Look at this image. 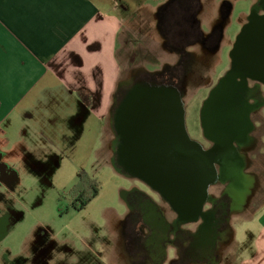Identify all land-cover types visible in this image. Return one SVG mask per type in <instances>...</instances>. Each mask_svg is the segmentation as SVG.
<instances>
[{
    "label": "rangeland",
    "instance_id": "1",
    "mask_svg": "<svg viewBox=\"0 0 264 264\" xmlns=\"http://www.w3.org/2000/svg\"><path fill=\"white\" fill-rule=\"evenodd\" d=\"M228 1L232 5V12L226 40L233 42L241 30V24L246 21V14L257 0ZM139 3L154 4V1L140 0ZM260 12L261 10L257 11ZM146 13L144 11L142 15L147 16ZM140 19V14L128 19L126 27L120 34L121 38L118 37L116 50L121 67L120 79L125 78L136 67L145 65L151 52L158 53L155 54L158 57L162 55L160 50L154 49L157 36L151 33L152 31H148L144 36L147 54L144 56L140 54L141 38L138 35ZM149 36L155 39L151 40ZM229 45H225L222 49L221 63L217 68L218 76L225 74L231 66ZM132 73L134 74L135 71ZM212 73L213 69H211ZM213 78L217 82L219 77ZM254 84L253 80L249 82V86ZM56 85H58L57 81ZM151 87L139 82L133 84L131 93H157L148 90ZM197 89H199L198 84H188L181 100L186 131L190 139L199 141L203 135L201 109L210 90L203 89L196 93ZM58 90V88L54 89L55 92H59ZM257 90V94L264 99V85H260ZM55 95L54 103L49 106L42 104L41 110L44 111L47 107L43 115L44 120L40 115L32 118L22 115L18 120L19 125L15 126L17 129H14L17 140L24 141L26 146H21L18 153H12L4 160L16 173L15 178L7 183L10 191L5 201L19 213V219L0 241V264H3L5 252H9L12 257L29 255L27 243L37 235L46 241L48 251H51V257H48L44 264H65L67 258L76 254L84 255L85 258L91 257L87 264H99V262L111 264L115 259L114 254L120 252L117 240L112 239V234L115 232L114 235H118L120 220L125 219L129 213L124 193L131 191L132 188H138L157 202L159 198L151 193L142 181L126 177L113 165V152L110 146L113 130L110 125V115L107 119L106 116L89 113L88 110L81 112L83 110L81 93L79 99L76 93L71 96L59 95V93ZM146 101L147 99L143 98L140 100L141 103H149ZM166 105L163 102L156 107L166 108ZM76 113L78 114L75 117ZM83 113H86V118L81 122L80 115ZM249 120L252 124L248 132L250 141L248 146L241 148L239 152L245 162V171L255 175V184L252 186L250 196L251 209L242 210L246 207L242 205L245 193H238L236 205L242 207V211L239 208L229 217V224L236 231L239 239H243L242 229L246 223L245 218L251 214L253 208L264 202V103L251 110ZM158 127L162 129L159 128L157 131L156 148L155 143L150 140V145L141 148V156H139L141 159L156 160L161 175L173 178L176 174L175 176L182 181H186L190 174L194 173V169H189V164L197 165V163L195 160L189 161L190 159L183 155L181 137L170 135L169 123L164 121ZM5 148L11 149L12 144ZM126 152L130 161L133 158L139 159L135 153ZM152 154L156 155V159L151 157ZM237 160L239 159L237 158L236 162ZM217 162L222 174L229 173L227 169L229 161L225 156L219 157ZM204 172L197 176L199 181L205 177ZM81 173L96 179L99 190L83 208L74 210L70 206L69 192ZM224 190V185L218 182L207 188V195L217 198L224 193ZM233 190L231 184L226 189L230 195H233ZM180 194L183 196L188 193L182 191ZM207 230L208 237L203 245L209 249L213 244L214 232L209 227ZM104 245L106 246L103 247ZM104 248L107 251H103ZM225 248L224 252L228 254L229 247Z\"/></svg>",
    "mask_w": 264,
    "mask_h": 264
},
{
    "label": "flooded vegetation",
    "instance_id": "2",
    "mask_svg": "<svg viewBox=\"0 0 264 264\" xmlns=\"http://www.w3.org/2000/svg\"><path fill=\"white\" fill-rule=\"evenodd\" d=\"M152 5L154 9L146 13L147 16L142 15L143 11L139 12L141 17L140 30L138 31L141 38L139 42L140 54L142 56L147 54L144 36L148 31H152L151 33H155L157 36L154 49L155 51L160 50L162 55L158 57L155 55L158 53L151 52L145 65L136 67L125 78L120 79L109 109L110 125L113 130L110 146L115 168L126 177L142 181L151 193L158 196L159 202L138 188H132L131 191L125 192L129 213L125 219L120 220L119 233L115 236V240L120 248V256L123 258L121 261L129 260L131 264L212 262L218 257V250L229 234L230 215L240 208L236 205L238 193H245L242 204L250 203L251 187L255 184V175L250 171H245L244 160L239 152L241 148H245V145L233 142L240 157H238V161L242 163L239 183L229 173L222 174L219 163L214 161L212 166L215 177L206 187L202 188L200 185L202 181H199V185L188 191V194L182 196L181 192L177 191L176 195L172 193V198H170L164 190L155 186L142 175L133 172L131 165L128 166L126 163L129 158H127L126 152V140L122 134V129L125 127H121L122 124L117 122V116L120 115L118 111L126 109L130 102L143 98L142 94L131 93L133 84L139 82L150 87H171L181 95L185 93L188 84H198L199 89L196 93L203 89L211 91L217 83L213 77H219V80L223 76L217 75V68L222 59V49L225 45L230 44L231 57L239 33L233 42L226 40L232 12V5L228 0H155ZM258 10H261L258 14H264V0H257L252 4L246 14V21L241 24L242 27ZM148 38L152 40L153 37L149 36ZM211 69H213L212 74ZM132 71L135 73L133 74ZM253 81L255 84L250 88L254 90V93L248 99L249 103L253 105L252 109L264 103V99L260 97V94H257V89L264 83L258 80ZM140 108H143L142 104H137L136 110L138 111ZM201 124L203 135L199 141L188 139L189 135L184 123L169 124L170 135L181 137L183 155L187 156L189 161L198 160L199 175L205 170V155L216 149V142L205 133L202 113ZM143 127L145 126L137 128L140 131L136 142L139 159H141V148L146 146L150 140L155 143L153 146L156 148L157 131L159 128L162 129L158 125L151 126L149 129ZM143 130H150V137L146 136L147 133L142 132ZM151 157L156 159L155 154H152ZM4 160L3 154L0 152V241L5 238L9 228L19 219V213L5 201L10 191L7 183L15 178L16 173ZM191 165L190 163L189 169ZM231 181L232 183H230ZM218 182L224 185V193L217 198L207 195V188ZM230 184L234 188V196L226 191ZM82 200L83 192L70 196L71 208L74 209L72 205L78 204ZM131 215L134 217L131 218ZM185 226L192 227V229L183 228ZM208 227L214 232L213 244L209 249L203 245L208 237ZM27 244L29 255L21 254L12 257L9 252H5L3 264H44L45 261L47 262V258L51 257V251H48L46 241L40 236L31 238ZM104 250L107 251L106 248ZM126 255L129 258H125ZM168 255H176V257L165 262ZM90 258H85L84 255H71L65 260V264H87ZM99 264L102 263L99 262Z\"/></svg>",
    "mask_w": 264,
    "mask_h": 264
},
{
    "label": "crops",
    "instance_id": "3",
    "mask_svg": "<svg viewBox=\"0 0 264 264\" xmlns=\"http://www.w3.org/2000/svg\"><path fill=\"white\" fill-rule=\"evenodd\" d=\"M139 1L0 0V152L4 159L25 145L14 133L19 118L40 115L44 120L47 107L41 109L54 103L55 93H76L78 99L81 93V112L108 119L120 81L118 37L128 19L154 9ZM85 114L80 115L81 122ZM251 204H242L246 206L242 210L251 209ZM245 219L243 239L228 220L229 234L218 257L195 264H264V202ZM224 247H229L228 254ZM114 255L111 264H131L121 261L120 253ZM175 257L168 255L165 262Z\"/></svg>",
    "mask_w": 264,
    "mask_h": 264
},
{
    "label": "water",
    "instance_id": "4",
    "mask_svg": "<svg viewBox=\"0 0 264 264\" xmlns=\"http://www.w3.org/2000/svg\"><path fill=\"white\" fill-rule=\"evenodd\" d=\"M231 57L230 68L211 89L201 109L205 133L216 142V149L205 155L204 171L206 175L200 182L202 188L214 179L215 172L212 163L221 156H225L229 161L227 167L229 175L235 177L238 183L241 180L242 163L238 160L236 162L239 155L233 142L248 146L250 141L248 132L252 128V124L249 120V113L253 105L249 103L248 99L254 90L250 88L249 81L258 80L264 83V14L254 13L250 16L248 23L241 28L236 38ZM148 90L157 93L139 94H142L143 99H147L146 102L149 103H141V99L132 101L126 109L118 111L120 115L117 116V122L122 124L121 127H125L122 129V134L126 140V151L136 155L139 153L136 142L140 134L137 128L145 126L143 128L149 129L151 126L161 125L164 121L171 125L184 123V108L180 93L165 86H155ZM163 102L167 104V109L156 107ZM137 104H142L143 108L137 111ZM142 132H146V136L150 137V130ZM148 145L150 142L147 143ZM193 159L195 158L193 157ZM197 161L195 160L196 163ZM126 163L128 166L131 165L133 172L142 175L155 186L164 190L170 198H172V193L175 194L177 191H187L188 193L199 185V178H197L199 165L195 163L190 168L194 169V173L192 172L186 181H182L178 176H175L176 174L173 178L161 175L160 169L157 168V161L153 159L133 158Z\"/></svg>",
    "mask_w": 264,
    "mask_h": 264
},
{
    "label": "trees",
    "instance_id": "5",
    "mask_svg": "<svg viewBox=\"0 0 264 264\" xmlns=\"http://www.w3.org/2000/svg\"><path fill=\"white\" fill-rule=\"evenodd\" d=\"M250 80L249 82H251ZM99 183L96 179L90 177L85 173H81L78 177L77 182L70 189L69 197L74 196L78 192H83V200L79 201L78 204H73L74 209L80 210L89 203L98 193Z\"/></svg>",
    "mask_w": 264,
    "mask_h": 264
}]
</instances>
